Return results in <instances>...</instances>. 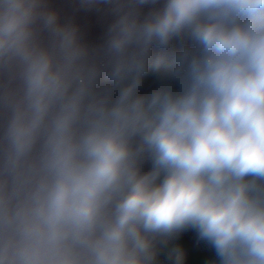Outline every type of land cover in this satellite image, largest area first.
Returning a JSON list of instances; mask_svg holds the SVG:
<instances>
[{
  "label": "clouds",
  "instance_id": "obj_1",
  "mask_svg": "<svg viewBox=\"0 0 264 264\" xmlns=\"http://www.w3.org/2000/svg\"><path fill=\"white\" fill-rule=\"evenodd\" d=\"M0 264H264V0H0Z\"/></svg>",
  "mask_w": 264,
  "mask_h": 264
},
{
  "label": "built area",
  "instance_id": "obj_2",
  "mask_svg": "<svg viewBox=\"0 0 264 264\" xmlns=\"http://www.w3.org/2000/svg\"><path fill=\"white\" fill-rule=\"evenodd\" d=\"M185 239H187L190 243L194 244V234H185Z\"/></svg>",
  "mask_w": 264,
  "mask_h": 264
}]
</instances>
